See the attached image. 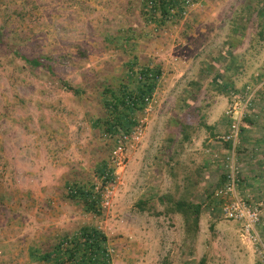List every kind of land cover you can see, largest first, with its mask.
Returning <instances> with one entry per match:
<instances>
[{
	"label": "rangeland",
	"instance_id": "374dc122",
	"mask_svg": "<svg viewBox=\"0 0 264 264\" xmlns=\"http://www.w3.org/2000/svg\"><path fill=\"white\" fill-rule=\"evenodd\" d=\"M181 8L162 22L143 0H0V256L24 257L28 245L50 252L94 227L115 264H264L261 226L260 240L248 236L222 219L213 195L227 111L234 101L243 109L247 87L254 100L240 130H264V0ZM146 68L161 78L136 115L143 136L125 143L109 207L88 211L68 190L92 188L118 145L96 124L104 90L134 88ZM183 201L201 208L191 233Z\"/></svg>",
	"mask_w": 264,
	"mask_h": 264
},
{
	"label": "trees",
	"instance_id": "16d2710c",
	"mask_svg": "<svg viewBox=\"0 0 264 264\" xmlns=\"http://www.w3.org/2000/svg\"><path fill=\"white\" fill-rule=\"evenodd\" d=\"M147 7L148 17L155 20L157 13L160 15L162 22H166L173 17V12L177 9L183 13L181 8L182 0H143ZM198 1V0H196ZM178 14V13H176ZM26 63L32 67H42L43 63L40 59H29L21 57ZM161 78L160 70L142 69L138 76L137 85L131 88L129 85H121L118 90L106 88L103 95V106L106 112V117L103 120H98L96 124L102 128L106 134L116 136L120 134H130L138 125L137 113L145 111L147 108V98H151L158 87V82ZM63 87L75 95H81L83 91L71 86L69 83L62 81ZM104 164L99 173H104L106 170ZM73 200L82 201L88 211H97V201L94 198L92 190H82L78 187L77 194H69ZM177 210L186 218V223L189 232L198 228L200 221L201 208L186 201L176 204ZM192 219V222L190 220ZM85 241L75 239L74 247L66 251L67 259L71 264H107L105 244L107 236L98 228L86 227L81 229ZM86 236V237H85ZM38 253L34 252L32 259L37 258L48 261L54 260L55 263H65L61 256L60 244H58L52 253H47L38 257Z\"/></svg>",
	"mask_w": 264,
	"mask_h": 264
},
{
	"label": "built area",
	"instance_id": "2783aa9c",
	"mask_svg": "<svg viewBox=\"0 0 264 264\" xmlns=\"http://www.w3.org/2000/svg\"><path fill=\"white\" fill-rule=\"evenodd\" d=\"M250 90V87L246 88L243 109H241L239 101H234L231 108L227 111L231 123L227 135L222 139L226 143H231L232 150L223 160V166L225 168V183L222 187L216 189L213 195L218 204L219 213L222 219L239 223L248 236L260 240L258 228L261 226L264 219V202L257 201L251 196H248L247 198L242 197L240 194L241 168L236 162V148L240 141L241 134L240 126L243 114L242 111L251 106L254 100L252 96L253 92L250 93ZM154 99V95L151 98L146 99V109L151 108L155 101ZM143 129V124L138 123L130 134H120L118 145L113 152L112 160L107 164L104 173L98 174V182L95 183L92 188L81 187L83 191L92 190L94 192V198H96L97 201V212L99 211V207L106 209L110 205L108 188L115 179L117 172L125 167V143L128 140L139 141L143 136ZM105 190L107 192H105ZM77 192L78 187H69V194H77ZM98 230L104 233L101 229L98 228ZM76 238L85 241L83 234L79 232L59 243L61 256L67 264H71L72 262L67 259L66 251L74 247ZM104 246L107 257L109 258L107 264H114L115 248L110 244L109 239Z\"/></svg>",
	"mask_w": 264,
	"mask_h": 264
},
{
	"label": "crops",
	"instance_id": "0c3cea01",
	"mask_svg": "<svg viewBox=\"0 0 264 264\" xmlns=\"http://www.w3.org/2000/svg\"><path fill=\"white\" fill-rule=\"evenodd\" d=\"M226 135L227 132L224 133L223 137ZM221 146H225V151L220 155L215 153V156L221 158L223 163L225 157L232 150V145L231 143H226L225 145ZM236 150V162L241 168L240 194L243 198L251 196L257 201L264 202V130L254 131L249 129L246 131H241L240 141ZM220 152L221 151L219 150V153ZM224 183L225 173L220 186L222 187ZM259 229L263 231L264 235V219ZM55 248L52 251L45 253L41 252L40 248L37 246L28 245L24 257H8L10 254L6 256H0V264H58L55 263L54 260L44 261L39 258L36 260L32 259L34 252L38 253L40 256H43L47 253H52ZM3 250L4 251L2 254L6 253L8 250H10V245H7V248H3Z\"/></svg>",
	"mask_w": 264,
	"mask_h": 264
}]
</instances>
